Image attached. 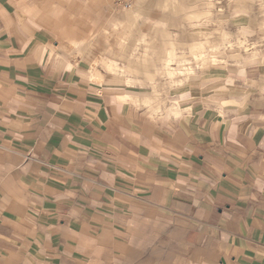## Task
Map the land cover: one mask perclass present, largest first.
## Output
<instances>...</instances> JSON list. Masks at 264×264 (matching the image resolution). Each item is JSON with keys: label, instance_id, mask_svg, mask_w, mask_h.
<instances>
[{"label": "crops", "instance_id": "1", "mask_svg": "<svg viewBox=\"0 0 264 264\" xmlns=\"http://www.w3.org/2000/svg\"><path fill=\"white\" fill-rule=\"evenodd\" d=\"M79 1L0 0V264H264V0Z\"/></svg>", "mask_w": 264, "mask_h": 264}, {"label": "rangeland", "instance_id": "2", "mask_svg": "<svg viewBox=\"0 0 264 264\" xmlns=\"http://www.w3.org/2000/svg\"><path fill=\"white\" fill-rule=\"evenodd\" d=\"M142 1L144 0H135V4L131 9H123L117 5H115L114 0H96L95 4L92 3V0H80L79 2L82 4H68L67 6H70L72 8V10L74 11H79L82 12L80 13L81 15H89L92 14L93 12H100V13H104L106 14L107 12H122V14L125 16V13H139L142 12L144 10H152V11H157L159 10L160 7H163V9L165 11H172L175 10L176 12H180L181 14H184L185 18L188 19L187 15L189 13H192V8H190L188 4H181V5H176V4H170V5H157V4H147V3H142ZM192 1V0H191ZM197 2H204L205 0H195ZM226 0H210L209 4L207 5V8H213L214 9V13H221L224 10L220 9L221 6L225 3ZM222 2V3H221ZM84 4V5H83ZM202 9H198L197 11H199L198 16H203L204 12L206 10H204L206 8L205 5H202L201 7ZM216 16H220L217 14H214ZM136 25V24H135ZM137 27V26H136ZM124 28L128 29V26H124ZM124 28L122 29L121 32V36H118L117 41L118 44L124 43V39H125V35H124ZM196 53L195 52H191V57H188L187 55H182V56H177L174 55V57H171L170 61H168V65H172L169 68H167L166 70L168 71V75H173L175 72L177 73H181V74H188L191 71H193V67L188 68L189 66H191L190 61L192 60H196V61H202V63H206L207 61H213L215 60V57H211L209 56V53H206V51L204 50L205 47L203 45H198L196 48ZM232 50H235L234 48H231ZM209 52V51H208ZM214 55L218 54L217 51L212 52ZM193 55L195 57H193ZM206 61V62H205ZM186 64V65H185ZM173 65H178L179 67L173 66ZM181 66V67H180ZM175 67V68H173ZM134 71L138 72L140 71V69H133ZM146 71L148 69H145ZM147 75H151L149 72Z\"/></svg>", "mask_w": 264, "mask_h": 264}, {"label": "built area", "instance_id": "3", "mask_svg": "<svg viewBox=\"0 0 264 264\" xmlns=\"http://www.w3.org/2000/svg\"><path fill=\"white\" fill-rule=\"evenodd\" d=\"M114 2L123 9H131L135 4V0H114Z\"/></svg>", "mask_w": 264, "mask_h": 264}]
</instances>
